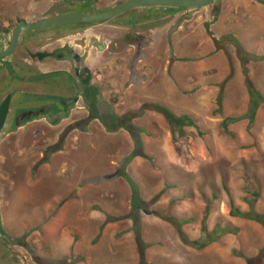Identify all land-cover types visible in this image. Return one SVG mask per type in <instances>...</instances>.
<instances>
[{
  "label": "rangeland",
  "instance_id": "1",
  "mask_svg": "<svg viewBox=\"0 0 264 264\" xmlns=\"http://www.w3.org/2000/svg\"><path fill=\"white\" fill-rule=\"evenodd\" d=\"M119 1L0 0V33L21 20ZM54 33L93 44L87 61L100 93L98 116L86 120L79 104L69 118L3 131L1 221L13 244L0 243V264H37L35 252L57 264H264V225L232 214L252 201L264 214V103L251 126L232 122V135L222 126L248 110L236 40L264 55V0H217L191 10L145 6L21 38ZM247 66L264 93V60ZM158 102L190 114L203 134L194 126L174 134ZM169 216L188 219L182 228L193 240L216 225L233 230L198 249L181 240Z\"/></svg>",
  "mask_w": 264,
  "mask_h": 264
},
{
  "label": "flooded vegetation",
  "instance_id": "2",
  "mask_svg": "<svg viewBox=\"0 0 264 264\" xmlns=\"http://www.w3.org/2000/svg\"><path fill=\"white\" fill-rule=\"evenodd\" d=\"M128 22L132 21L128 20ZM61 32L63 31H58L57 34ZM22 33L15 50L8 56L0 57V105L8 94L12 95L8 117L1 135L9 126L17 129L39 118L52 120L69 118L80 107L79 104L86 108V120L97 117L99 106L96 99L100 93L97 89L98 84L94 82L93 70L87 61L93 44L79 43L80 37L73 33L58 36L54 33L51 36L56 37L42 36L38 41L23 39ZM10 38V33H0V50L9 46ZM136 39L137 37H131V43H137ZM46 40L50 41L46 42ZM102 41L106 42L105 39ZM37 43L41 45L40 48L32 50ZM38 51L54 54L41 60L32 58L31 53ZM50 56L55 60L47 59ZM35 60L36 62H33ZM43 95H47L51 100L45 99ZM82 114L84 113L81 112ZM17 117L21 123L14 125ZM100 117L103 118L104 115ZM1 214L0 197V243L9 248L13 240L2 226ZM33 254L34 263L57 264L51 257H44L36 252Z\"/></svg>",
  "mask_w": 264,
  "mask_h": 264
},
{
  "label": "trees",
  "instance_id": "3",
  "mask_svg": "<svg viewBox=\"0 0 264 264\" xmlns=\"http://www.w3.org/2000/svg\"><path fill=\"white\" fill-rule=\"evenodd\" d=\"M167 8H171V7H167ZM236 44L240 49V59L242 60L243 63V73L245 75V83L249 93V106H248V110L244 114L236 117L228 116L223 119L222 126L224 128V131L230 133L231 135L233 134V132L229 130L230 123L239 121L241 119H248L249 126H251L255 119L259 107L261 106V104L264 103V93H262L260 89L255 85L253 79L249 74V68L247 66L248 62L251 60H255V61L264 60V55H257L255 53L245 50L238 40H236ZM231 76L232 75H229L227 79L230 78ZM225 81L220 83V90L216 97L218 112H221L223 108V102L225 99ZM155 105L157 109L167 119L174 134L178 132L179 135H184L186 126H194L198 129V132L200 134H203V131L200 130L195 119L190 114H177L171 108L160 102L155 103ZM232 214L235 216L256 220L264 225V214H260L258 211H256L254 206V201L250 202V206L248 210L242 211L239 208L235 207L232 210ZM167 220L171 221L174 224L175 228L177 229L180 235L181 240L185 244L191 245L198 249L204 248L209 243L216 241L222 234L231 232L233 230L232 227H221L220 225H216L214 230L212 232H208L206 236L200 239L193 240L187 236V234L183 231L182 228V225L186 223L188 219L179 218L176 216H169ZM205 230L206 229H204V231Z\"/></svg>",
  "mask_w": 264,
  "mask_h": 264
},
{
  "label": "water",
  "instance_id": "4",
  "mask_svg": "<svg viewBox=\"0 0 264 264\" xmlns=\"http://www.w3.org/2000/svg\"><path fill=\"white\" fill-rule=\"evenodd\" d=\"M216 0H121L118 3L111 5L102 10H92L89 12H76L67 11L62 13L45 15L36 20H21L16 23L10 30V43L9 46L0 50V57L10 55L16 48L19 42L20 34L24 31H36L50 29L56 26H60L72 22L80 23H97L104 22L113 18H116L132 9L145 7V6H166L176 10H191L198 9L212 5ZM54 53H48L45 51H38L31 53L32 58L43 59ZM11 94H8L0 105V135L3 127L6 124L8 117ZM31 115V114H30ZM21 122L18 117L16 119V125Z\"/></svg>",
  "mask_w": 264,
  "mask_h": 264
}]
</instances>
